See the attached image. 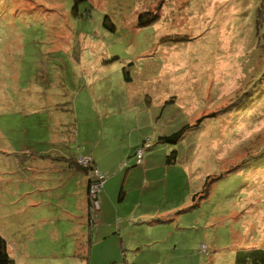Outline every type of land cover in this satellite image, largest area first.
<instances>
[{
	"label": "rangeland",
	"instance_id": "1",
	"mask_svg": "<svg viewBox=\"0 0 264 264\" xmlns=\"http://www.w3.org/2000/svg\"><path fill=\"white\" fill-rule=\"evenodd\" d=\"M163 1L0 0L13 264H237L264 250V0H170L141 25ZM157 118L167 134L204 121L170 145ZM80 154L107 174L94 214L63 160Z\"/></svg>",
	"mask_w": 264,
	"mask_h": 264
},
{
	"label": "trees",
	"instance_id": "2",
	"mask_svg": "<svg viewBox=\"0 0 264 264\" xmlns=\"http://www.w3.org/2000/svg\"><path fill=\"white\" fill-rule=\"evenodd\" d=\"M84 0H75V4L82 2ZM165 1V2H164ZM162 7L159 8L160 11V17L156 14H154V18H147L146 20H143V16L145 15H149V12H146L145 14H140L139 15V20L141 21V25H145L148 23H153L156 22V20L154 21V19L160 20L161 19V13H167L168 10H170V8L168 9V5H170L172 2L170 0H164ZM187 0H176L177 4L178 3H182L181 7H185L186 5H188V3L186 2ZM173 7V6H172ZM186 8V7H185ZM153 20V21H152ZM124 73H125V80L130 83L132 81V78L130 76L129 72H126V68H124ZM176 97H173L172 99L169 100H165L160 107H162V113L161 116H163V113L170 112L171 111V106L174 105L176 106V104H179L178 101L176 100ZM203 119H199L197 120L196 123H189L186 124L184 126H182L180 129H178L175 132L172 133H165V129L163 128V126H161L163 133L159 136V141L163 142V143H167L170 145H177L183 138L184 136L189 133L194 131V129H198L200 127V125H202L203 123ZM156 123H158V125L160 126V124H163L161 119L157 118ZM74 135V132L72 133ZM79 157H84L82 155L80 156H76L74 158L71 159H67V163L69 165L70 168L75 169L78 173L83 174L88 176V181H87V193H88V207L89 209L91 208L92 204L89 198V190L91 187L92 182H94V178L93 175L90 176V173L94 172V170H96V166H95V161L92 158L93 162L92 165L90 167H81L78 165V158ZM176 157H177V152L173 151L171 152L170 156H167V164L171 165L173 163H175L176 161ZM98 170V169H97ZM99 171V170H98ZM107 175V174H106ZM210 176L207 177L206 180V184L205 187L210 184L209 183V178ZM196 195L194 197V201H196ZM205 198L204 196L201 197V199ZM0 264H13V260L11 258L10 253L8 252L7 249V242L6 240L0 235ZM237 264H264V250L263 249H255L254 251L251 252H241L238 257H237Z\"/></svg>",
	"mask_w": 264,
	"mask_h": 264
},
{
	"label": "built area",
	"instance_id": "3",
	"mask_svg": "<svg viewBox=\"0 0 264 264\" xmlns=\"http://www.w3.org/2000/svg\"><path fill=\"white\" fill-rule=\"evenodd\" d=\"M151 148V145L145 142L141 149L137 150V164H142L144 152ZM92 158L91 157H79L78 158V165L81 167H90L92 165ZM94 182H92L90 190H89V198L91 201V208L90 212L94 214L98 210H100V201H99V194L104 188V182L106 180V174L101 173L97 169L94 170ZM205 247L203 246V250Z\"/></svg>",
	"mask_w": 264,
	"mask_h": 264
},
{
	"label": "crops",
	"instance_id": "4",
	"mask_svg": "<svg viewBox=\"0 0 264 264\" xmlns=\"http://www.w3.org/2000/svg\"><path fill=\"white\" fill-rule=\"evenodd\" d=\"M157 124V133H158V138H159V136L163 133V131H162V128L161 127H159V125H158V123H156ZM146 135H149V133L147 132L146 133ZM142 136H143V131H141L140 132V135H138V142L137 143H141L142 141H143V139H142ZM142 143H145V141H143ZM150 150V149H149ZM146 151H148V150H146ZM146 151L144 152V156H145V153H146ZM137 153V152H136ZM86 154V153H85ZM81 155V154H80ZM79 155V156H80ZM136 155V154H135ZM154 155V153H149L148 155H147V162L151 159V157ZM76 156H78V155H76ZM75 156V157H76ZM85 156H88V157H92L93 159H94V161H95V166H96V168L98 169V166H97V163H96V160H95V158L92 156V155H90V154H88V155H85ZM71 158H74V157H65L63 160L65 161V163H66V166H68V175L71 177V178H75L76 179V182H75V191L74 192H76V193H79L80 194V196H85L86 195V198H85V205H86V209H87V206L89 205L88 204V193H87V181H88V176H86V175H83V174H80V173H78L75 169H73V168H70L69 167V165H68V163H67V159H71ZM143 160H144V157H143ZM136 162H137V155H136ZM142 164H143V161H142ZM142 164H140V165H142ZM166 165L168 166V164H167V162H166ZM99 170V169H98ZM76 174H78L79 176H76ZM83 175V176H82ZM80 185V186H79ZM78 190V191H77ZM101 209H100V211L102 210V203H101V207H100Z\"/></svg>",
	"mask_w": 264,
	"mask_h": 264
},
{
	"label": "clouds",
	"instance_id": "5",
	"mask_svg": "<svg viewBox=\"0 0 264 264\" xmlns=\"http://www.w3.org/2000/svg\"><path fill=\"white\" fill-rule=\"evenodd\" d=\"M144 144V143H143ZM141 149V148H140ZM149 150V149H148ZM137 152V151H136ZM137 165H140V164H137Z\"/></svg>",
	"mask_w": 264,
	"mask_h": 264
}]
</instances>
